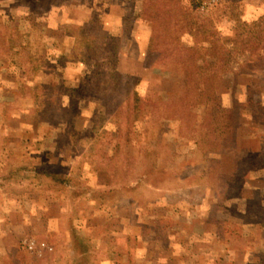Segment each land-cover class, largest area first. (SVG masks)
Listing matches in <instances>:
<instances>
[{"label": "rangeland", "instance_id": "374dc122", "mask_svg": "<svg viewBox=\"0 0 264 264\" xmlns=\"http://www.w3.org/2000/svg\"><path fill=\"white\" fill-rule=\"evenodd\" d=\"M40 1L0 0V264H78L73 235L89 264H264V62L233 43L244 29L236 18L263 19L264 31V0L195 8L213 14L229 41L214 105L239 120L235 143L213 155L224 175L213 184H194L209 163L180 120L165 121L149 149V104L133 109L124 93L110 101L87 90L109 103L104 112L80 91L95 60H83L77 41L101 30L119 45L117 67L132 91L146 101L178 93L146 61L157 26L140 17L145 0H58L46 10ZM235 2V13H222ZM209 105H199L198 125ZM151 160L178 178L147 181Z\"/></svg>", "mask_w": 264, "mask_h": 264}, {"label": "trees", "instance_id": "16d2710c", "mask_svg": "<svg viewBox=\"0 0 264 264\" xmlns=\"http://www.w3.org/2000/svg\"><path fill=\"white\" fill-rule=\"evenodd\" d=\"M200 1L202 2V0H192L188 4L184 3V0H145L140 11V17L157 26L147 48L146 61L163 75H168L174 80L178 90L177 94L165 95L160 101H146L143 96L132 91L131 88L136 83L125 81L117 67L119 45L115 43L116 40L113 37L108 35L101 37L103 33L101 30L91 32L86 41H77L84 47L83 60L88 56L95 60L93 69L87 71V75L81 78L86 87L80 86V91L84 93V96L86 93L89 94L88 100H93L106 107L104 112L110 109L109 103L96 95H90L89 91L104 92L106 96H111L110 101L112 99L121 100V94L124 93L123 99L127 97V104L130 105V97L134 98L133 109L149 104L152 111L146 120V146L151 142L154 133L163 132L165 121L180 120L182 129L186 130L181 134L185 135L190 131L196 136V145L203 153L202 157L209 163L202 169L194 184L202 180L213 184L216 177H224L218 173L217 166H214L216 161L213 155L221 152L223 147L235 143L239 120L234 110L214 105L217 99L216 83L222 77L224 64L229 56L227 52L229 41L219 34L213 14H202L203 17L195 12ZM60 2L58 0H41L36 5L40 4L39 7L46 10ZM236 5L237 2L224 6L225 11L222 13L228 15L230 9L234 12L233 8H236ZM262 20L253 23L241 21L238 18L234 20L235 24H241V28L244 27L242 37V32L240 34L238 32L237 38L233 41L234 48L238 53L249 51L258 54L257 65L264 62V31L259 28ZM228 21L231 22V19L229 18ZM187 33L192 34L195 38L192 46L182 43V37ZM200 42L206 43L208 46L206 47ZM260 48L263 51L258 53ZM101 53L104 55V59L101 58ZM87 87L89 88L87 89ZM87 90L89 91L87 92ZM208 103L210 105L203 113V124L198 125V107ZM156 146L161 150L168 147L167 144H157V142ZM149 149L146 150L147 156L145 157L150 155L152 159V156L155 155L153 152L156 151L152 150V152ZM148 166L149 168L145 172L149 171V173L144 172L147 181H152L151 178H156L158 181L161 177L170 178V180L178 178L176 172L161 170L160 163L156 161L151 160ZM73 236L75 237V235ZM73 236L71 249L76 262L89 264L91 261L88 247Z\"/></svg>", "mask_w": 264, "mask_h": 264}, {"label": "crops", "instance_id": "0c3cea01", "mask_svg": "<svg viewBox=\"0 0 264 264\" xmlns=\"http://www.w3.org/2000/svg\"><path fill=\"white\" fill-rule=\"evenodd\" d=\"M225 172H227V171H225Z\"/></svg>", "mask_w": 264, "mask_h": 264}]
</instances>
